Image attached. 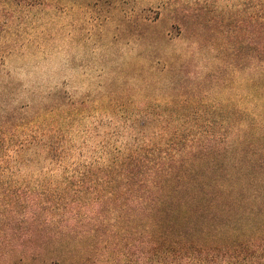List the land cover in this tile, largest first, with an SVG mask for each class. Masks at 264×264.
<instances>
[{
  "label": "trees",
  "instance_id": "obj_1",
  "mask_svg": "<svg viewBox=\"0 0 264 264\" xmlns=\"http://www.w3.org/2000/svg\"><path fill=\"white\" fill-rule=\"evenodd\" d=\"M256 5L242 22L244 38L233 27L223 48L230 67L257 75L248 82L261 111L250 124L240 128L242 110L226 119L222 104L189 95L175 110L179 118L153 133L150 122L132 120L130 141L109 137L87 157L71 152L66 136L39 128L30 204L12 201L7 186L0 192V264H264V0ZM190 18L174 17L180 36ZM70 111L68 124L79 109Z\"/></svg>",
  "mask_w": 264,
  "mask_h": 264
},
{
  "label": "rangeland",
  "instance_id": "obj_2",
  "mask_svg": "<svg viewBox=\"0 0 264 264\" xmlns=\"http://www.w3.org/2000/svg\"><path fill=\"white\" fill-rule=\"evenodd\" d=\"M37 2L28 9L0 1V25L7 22L0 27V192L7 186L18 204L31 202L39 128L46 137L66 136L67 148L87 157L109 137L130 141L125 124L132 120L150 122L153 133L179 118L175 110L189 95L202 105L222 104L226 119L242 110L240 128L261 111L248 82L256 73L230 67L223 50L226 31L239 33L258 0ZM188 15L180 36L174 17ZM219 71L230 80L226 88L212 78ZM20 219L14 207V226Z\"/></svg>",
  "mask_w": 264,
  "mask_h": 264
}]
</instances>
